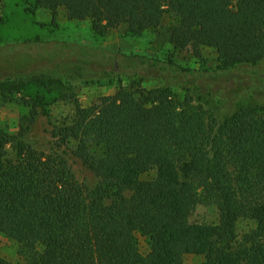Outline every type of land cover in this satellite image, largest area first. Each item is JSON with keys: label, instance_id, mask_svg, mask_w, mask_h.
Segmentation results:
<instances>
[{"label": "trees", "instance_id": "16d2710c", "mask_svg": "<svg viewBox=\"0 0 264 264\" xmlns=\"http://www.w3.org/2000/svg\"><path fill=\"white\" fill-rule=\"evenodd\" d=\"M33 7L52 21L62 8L98 37L121 25L130 36L153 32L171 15L175 47L193 40L212 49L223 70L264 64V0H33ZM11 88L0 83L2 100L25 110L30 126L48 96L16 99ZM61 99L72 101L74 115L53 137L71 144L99 182L89 190L64 157L23 142L15 160L3 159L8 139L0 136V236L17 244L23 264H184L187 255L201 264H264V106H240L218 121L168 89L121 86L87 107L72 95ZM200 207L215 210L217 223L196 222ZM242 221L253 228L239 238ZM0 264L15 263L0 257Z\"/></svg>", "mask_w": 264, "mask_h": 264}, {"label": "rangeland", "instance_id": "374dc122", "mask_svg": "<svg viewBox=\"0 0 264 264\" xmlns=\"http://www.w3.org/2000/svg\"><path fill=\"white\" fill-rule=\"evenodd\" d=\"M175 24L176 19L166 15L153 32L130 36L121 25L98 37L89 21L69 20L62 8L52 21L48 11L34 9L33 0L0 1V48L13 47L0 53V83L16 88V99L35 93L48 96L46 111L40 110L34 123L27 126L23 121L27 112L0 95V136L8 139L3 159L15 160L16 146L23 142L38 152L64 157L79 183L89 190L97 187L99 179L71 154L72 145H60L53 137L54 128L74 115L72 101L61 99L65 95L87 107L114 95L121 86L168 89L175 98L188 96L193 105L211 112L218 121L240 106H264V64L223 70L212 49L193 40L172 45L170 29ZM153 176L149 173L141 179ZM193 218L199 223H217V214L209 207L197 209ZM252 228V223L240 222L238 237ZM137 238L141 254L146 255V241ZM18 252L15 242L0 236L2 259L23 264ZM202 261L200 256L184 257V264Z\"/></svg>", "mask_w": 264, "mask_h": 264}]
</instances>
